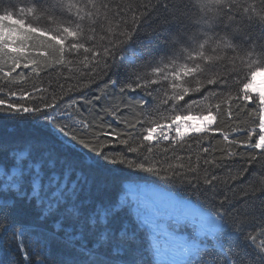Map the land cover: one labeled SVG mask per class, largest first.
Returning <instances> with one entry per match:
<instances>
[{
	"label": "snow or ice",
	"instance_id": "1",
	"mask_svg": "<svg viewBox=\"0 0 264 264\" xmlns=\"http://www.w3.org/2000/svg\"><path fill=\"white\" fill-rule=\"evenodd\" d=\"M0 128V264H264V0H0Z\"/></svg>",
	"mask_w": 264,
	"mask_h": 264
},
{
	"label": "trees",
	"instance_id": "2",
	"mask_svg": "<svg viewBox=\"0 0 264 264\" xmlns=\"http://www.w3.org/2000/svg\"><path fill=\"white\" fill-rule=\"evenodd\" d=\"M163 50V45H161L159 48H156V49H153V51L159 53ZM136 51V48L133 47V48H130L129 49V55H132L134 52ZM4 132V129L3 128H0V134H3Z\"/></svg>",
	"mask_w": 264,
	"mask_h": 264
}]
</instances>
